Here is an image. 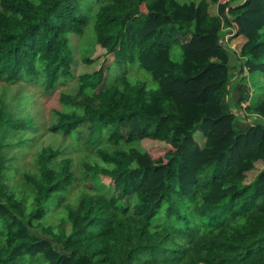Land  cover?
I'll use <instances>...</instances> for the list:
<instances>
[{"label":"trees","instance_id":"obj_1","mask_svg":"<svg viewBox=\"0 0 264 264\" xmlns=\"http://www.w3.org/2000/svg\"><path fill=\"white\" fill-rule=\"evenodd\" d=\"M89 27L83 61L96 46L115 60L61 94L53 130L94 152L103 165L85 168L114 192L66 207L58 231L45 226L72 162L46 147L23 175L27 194L12 190L5 139L33 125L1 107L0 264H264V90L254 99L239 85L264 80V0H0V82L55 89L72 76L69 35ZM225 39L243 41L239 52ZM134 65L156 88L129 80ZM145 140L171 150L154 160Z\"/></svg>","mask_w":264,"mask_h":264},{"label":"rangeland","instance_id":"obj_2","mask_svg":"<svg viewBox=\"0 0 264 264\" xmlns=\"http://www.w3.org/2000/svg\"><path fill=\"white\" fill-rule=\"evenodd\" d=\"M180 1L185 3L191 0ZM227 1L222 0V3ZM216 11V7H213L212 12L216 13ZM87 30L88 34L84 33V37L74 32L69 35L73 56L75 58V63L71 70L72 76L67 78L60 77L55 89L46 90V87L41 83H30L23 79L11 83L0 82V108L4 106L5 112L14 119L31 118L33 125V129L25 133L12 134L5 139V143L9 145L4 147L3 151L11 168L7 173V183L10 188L18 192L20 196L21 194H27V184L23 175L34 174L36 172L38 155L46 147H52L55 151L61 152L62 155L58 158L59 161L67 158L72 162L73 182L65 195V200L57 206L52 205V211L43 221L45 226L54 225L57 228L56 231L59 230L60 225L63 223L66 207H76L79 199L85 196L104 194L109 198L114 192V185L109 178L102 177L85 168L86 164L103 165L95 156L94 152L86 151L80 143H75L72 138L64 137L60 132L53 130L55 112L61 109V94H75L80 86L82 75L92 74L101 68L107 69L115 60L114 55H109L104 49L96 46L91 56L92 62L87 64L83 61V48L88 45L91 47L94 44L90 35L92 27L87 28ZM223 34H230V37L232 31L231 29H225ZM226 41L225 39V44L235 53L239 52L243 44V41L239 39H233L232 42ZM234 61L235 64L232 66V72L235 77L239 69V64L234 57V60L231 59V65ZM113 74V72L112 74L110 72L108 79ZM126 75L132 83H146L149 87L156 88L151 76L140 69L138 65L127 67ZM240 82V92L246 88H252L254 91V99H257L264 90V80H257L256 78L250 84L248 77L245 76ZM236 87L232 93V98H235V100L239 97ZM232 104L234 105L233 102ZM237 113L239 114L240 112ZM238 116L240 117V123L241 121L244 122V116ZM9 137L13 141L9 140ZM22 140H26V142L22 144ZM197 140L200 145H203L204 140L199 136H197ZM142 145L154 160L164 157L171 150L169 145L153 140H145ZM262 168V163H258L256 170L247 175L246 182H251Z\"/></svg>","mask_w":264,"mask_h":264}]
</instances>
